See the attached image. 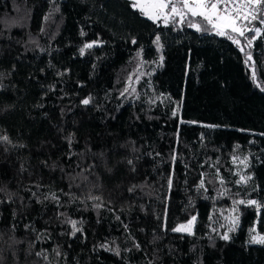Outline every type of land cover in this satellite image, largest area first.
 I'll return each instance as SVG.
<instances>
[{
	"label": "trees",
	"instance_id": "obj_1",
	"mask_svg": "<svg viewBox=\"0 0 264 264\" xmlns=\"http://www.w3.org/2000/svg\"><path fill=\"white\" fill-rule=\"evenodd\" d=\"M242 45L131 0H0V264H264V209L220 238L264 202V39Z\"/></svg>",
	"mask_w": 264,
	"mask_h": 264
},
{
	"label": "snow or ice",
	"instance_id": "obj_2",
	"mask_svg": "<svg viewBox=\"0 0 264 264\" xmlns=\"http://www.w3.org/2000/svg\"><path fill=\"white\" fill-rule=\"evenodd\" d=\"M131 6L134 9H137L142 15L146 16L147 19L152 20L153 22L162 20L164 26L176 24L187 25V27L195 29V31H209V29L215 32V35L226 37L233 44L240 47V51L244 52V46L242 45V41H246V45L248 48L253 46V42L258 38L264 39V0H131ZM199 17L200 22H196L193 18ZM251 34V35H249ZM83 35V33H82ZM161 37L159 35L156 36L155 42L159 44ZM136 43L135 40L132 41ZM96 41L91 43H87L84 45V48L80 49L81 54L84 53V49H91ZM247 60L245 63L247 64L249 61H252L251 52L246 53ZM164 57L161 56L160 60L163 61ZM252 78L255 81L256 72L253 69ZM131 79V78H130ZM139 79V77H137ZM257 87L261 88V91H264V86L257 85ZM128 89H125L127 92ZM133 91H135L133 89ZM123 95V93H121ZM91 101V97L82 100L84 105H88ZM177 112H173V116L175 117ZM260 135L264 136V133H260ZM8 137H0V140L8 141ZM71 141H69L70 143ZM159 155V153H157ZM233 161L235 162L238 157L233 156ZM177 161V157L175 154L172 156V162L175 164ZM131 165L133 162L131 160L128 161ZM241 164H244L245 167L248 166V157H244L240 160ZM203 167V165H201ZM175 169L173 168L172 172L169 174L167 183L169 189L173 186V175ZM239 179L235 181V184H247L252 180V176L250 174H239ZM216 175L219 177V168L216 169ZM220 183L224 184L225 181L221 177ZM206 181L204 179V173H201V179L199 184L197 185V191L203 189L207 192ZM135 186L130 188L129 191H134ZM255 190V189H253ZM227 191V190H225ZM224 193H221L223 196ZM35 195V193H33ZM239 195V193H236ZM48 197H45L47 199ZM207 198V197H206ZM51 199L59 203V196L53 194ZM89 199L100 200V197H92ZM191 203V201H190ZM233 207L231 211L236 213L237 215L232 217H226V219H230L231 223L228 228V231L223 233L220 238L227 241L230 239L229 232L235 230L237 226V221L239 220L240 207H255L259 212L261 209H264V202H259L255 199H236L232 201ZM103 205L101 203H97L94 205L96 208H100ZM119 218V217H118ZM197 220V216L193 215L186 222L179 224L171 229L172 232L176 233H185L188 235H195L194 227L195 222ZM71 224L72 235L75 236L76 233L81 232L82 229L77 226L78 222L76 220L68 221ZM126 227V226H125ZM255 231V228L249 230L250 234ZM250 243L255 244H264V234L257 233L256 235H251ZM136 248H139V244L134 245ZM111 250V249H109ZM59 255V253H57ZM119 251L116 250V255H119ZM37 256H45L44 253L38 252ZM45 259L47 257L45 256Z\"/></svg>",
	"mask_w": 264,
	"mask_h": 264
},
{
	"label": "rangeland",
	"instance_id": "obj_3",
	"mask_svg": "<svg viewBox=\"0 0 264 264\" xmlns=\"http://www.w3.org/2000/svg\"><path fill=\"white\" fill-rule=\"evenodd\" d=\"M184 223H186V222H184ZM182 224V223H181ZM195 224H196V222H195ZM195 228V227H194ZM262 234H264V233H262ZM256 235V234H255Z\"/></svg>",
	"mask_w": 264,
	"mask_h": 264
}]
</instances>
